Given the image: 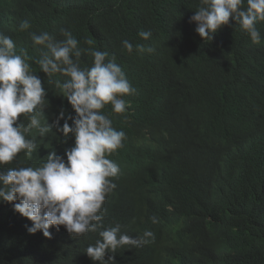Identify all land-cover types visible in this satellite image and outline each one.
Returning a JSON list of instances; mask_svg holds the SVG:
<instances>
[{
    "label": "clouds",
    "instance_id": "1",
    "mask_svg": "<svg viewBox=\"0 0 264 264\" xmlns=\"http://www.w3.org/2000/svg\"><path fill=\"white\" fill-rule=\"evenodd\" d=\"M124 3L135 10L122 21ZM200 3L118 0L109 13L90 9L83 26L93 39L83 49L66 28L59 41L46 31L14 41L0 28V205L31 237L43 232L50 238L53 226L65 228L68 237L89 238L85 252L100 264L114 262L110 251L121 256L154 244L150 230L133 235L131 228L151 217L164 179L200 173L197 165L178 162L168 129L180 125L190 146L220 150L258 122L250 105L222 100L199 74L185 75L169 63L185 49L177 44L178 31L188 18L205 41L232 17L260 53L246 90L263 105L264 0H246V7L245 0ZM92 12L103 13L99 27H91ZM28 28V21L21 23L20 30ZM119 52L130 56L129 64ZM85 53L88 59L81 61ZM199 69L205 70L203 62ZM116 115L139 129L162 126L165 140L139 139L147 149L120 159L126 134L113 127ZM33 155L38 162L21 161ZM216 162L209 155L207 164ZM157 244L168 248L170 263L179 248L176 238L165 236L162 245L159 237ZM176 264H182L180 253Z\"/></svg>",
    "mask_w": 264,
    "mask_h": 264
},
{
    "label": "trees",
    "instance_id": "2",
    "mask_svg": "<svg viewBox=\"0 0 264 264\" xmlns=\"http://www.w3.org/2000/svg\"><path fill=\"white\" fill-rule=\"evenodd\" d=\"M190 2L195 8L201 7L200 0H182L187 6ZM117 3L118 0H0V28L14 41L45 31L59 41L64 39L60 29L66 28L79 41L80 48H89L85 41L93 39V33L83 26L89 10L109 13ZM134 10L133 5H127L118 15L125 21ZM102 17L103 13H93L91 27H99ZM188 19L178 31L177 44L185 49L170 61L171 69L185 75L196 72L205 79L211 94L228 103L250 105L258 122L220 150L212 145L190 146L180 125L168 129L178 162L197 165L200 173L197 177L177 174L164 179L151 202V217L131 228L133 235L150 230L154 244L121 256L117 249L110 251L114 262L109 264H176L179 253L182 264H264V104L253 103L246 90V77L259 61L260 53L254 51L251 38L239 30L232 17L229 24L205 41L195 31L196 22ZM24 21L30 28L22 31ZM88 55L82 54L81 61ZM117 56L126 64L131 60L125 52ZM36 58L31 56V63ZM201 62L204 71L199 69ZM46 89L55 97V88ZM102 111L109 112V104ZM113 120V127L126 134L119 153L122 160L147 149V143L139 139L151 138L152 143L165 140L160 125L139 129L122 116H113ZM211 154L217 160L214 165L207 164ZM21 161L36 163L39 159L33 155L21 157ZM152 217L157 222L153 223ZM50 231V238L43 232L31 237L23 224L0 205V264H100L85 252L89 238L68 237L65 228L57 230L55 226ZM165 236H174L179 247L170 263L168 248L160 249L157 244L160 237L163 245Z\"/></svg>",
    "mask_w": 264,
    "mask_h": 264
},
{
    "label": "rangeland",
    "instance_id": "3",
    "mask_svg": "<svg viewBox=\"0 0 264 264\" xmlns=\"http://www.w3.org/2000/svg\"><path fill=\"white\" fill-rule=\"evenodd\" d=\"M123 6L126 7L127 6V3H124Z\"/></svg>",
    "mask_w": 264,
    "mask_h": 264
}]
</instances>
